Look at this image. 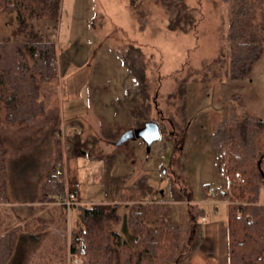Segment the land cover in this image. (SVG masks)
I'll return each instance as SVG.
<instances>
[{"label":"rangeland","instance_id":"rangeland-1","mask_svg":"<svg viewBox=\"0 0 264 264\" xmlns=\"http://www.w3.org/2000/svg\"><path fill=\"white\" fill-rule=\"evenodd\" d=\"M246 1L253 6V19H259L264 0ZM184 2L196 18L188 31L171 30L168 15L156 0H90L91 31L79 36L85 43L69 44L62 36L55 37L56 55L62 63L56 64L57 76L42 88L44 115L32 124L8 125L0 113V139L6 148L5 205L15 198L35 197L38 185H42L39 181L44 173L46 179L53 165L57 136L63 159L55 164L53 174L58 166L66 165L65 188L66 184H79L82 206L118 204L123 218L133 203L161 201L169 206L172 219L180 223L181 240H189L190 246L197 243L195 252L205 219L197 211L202 208L209 218L213 215L212 206L204 202V191L213 188L212 202H217L224 182L223 174L216 170L211 134L229 114L233 83L227 77L204 81L201 73L189 75L183 109L170 94L180 79L211 62L219 46L228 43L233 1ZM87 8V0H60L58 18L42 17L40 21L54 22L56 30L61 22L62 34L71 16L74 22L79 21ZM4 22L1 17L0 28ZM128 45L140 47L147 59V80L156 107L151 114L162 117L164 124L165 132L149 149L143 139L128 137L138 125L129 102L123 100L124 85L130 78L120 52ZM251 77L253 84L243 83L242 103L247 111L264 119V59L258 61ZM104 130L109 139H103ZM96 137L99 141L95 144ZM259 202L264 204V190ZM55 204L57 219L49 226L40 225L38 233L44 240L32 250L27 264H68L70 235L79 209L77 205L67 209ZM217 208L214 217L223 223L225 205L217 202ZM3 214L5 225L15 224ZM193 214L196 221L192 230L189 216ZM35 219L28 221L29 228L37 229L41 221ZM115 229L123 233L121 223Z\"/></svg>","mask_w":264,"mask_h":264},{"label":"trees","instance_id":"trees-1","mask_svg":"<svg viewBox=\"0 0 264 264\" xmlns=\"http://www.w3.org/2000/svg\"><path fill=\"white\" fill-rule=\"evenodd\" d=\"M34 1L0 0V18L5 19L8 29L0 30V113L8 125L32 124L44 115L42 88L58 73L57 65L52 63L56 59L55 43L43 41L31 19L35 15L57 19L60 0H39L37 7ZM156 1L166 11L171 30L188 31L195 25V15L184 0ZM232 1L228 43L219 46L211 62H204L199 70L180 79L170 95L177 97L179 109H183L185 83L191 74L201 73L204 81L215 76L227 77L233 83L229 114L211 134L216 170L224 176L217 197L228 203V264H264V204L259 202L264 190V119L247 111L242 103L243 83H250L258 61L264 58V7L259 9L260 18L254 20L253 6L248 1ZM120 56L130 78L124 85L123 100L129 102L138 122L136 128L153 120L164 133L162 117L154 118L151 114L156 107L151 99L143 51L128 45ZM102 134L103 139L108 138L106 130ZM60 141L54 136L53 165L40 188L48 202L65 192L63 177L53 174L55 164L63 159ZM98 141L97 137L93 140L95 144ZM5 157L6 148L0 139V205L8 200ZM208 190L204 191L205 198ZM77 206L78 219L71 231L69 254L77 257L80 264H191L197 243L190 246L189 240H181V225L172 219L167 204L133 203L123 218L118 214V204ZM200 212L198 209L197 214ZM189 218L193 230L196 214ZM119 223L123 233L115 229ZM18 232L19 226L5 225L0 207V264H14ZM126 233L129 236L124 237Z\"/></svg>","mask_w":264,"mask_h":264},{"label":"crops","instance_id":"crops-1","mask_svg":"<svg viewBox=\"0 0 264 264\" xmlns=\"http://www.w3.org/2000/svg\"><path fill=\"white\" fill-rule=\"evenodd\" d=\"M64 2V0H63ZM39 0L34 1V5L37 7ZM87 12L81 20L74 22V16H71V20L68 21L64 25V29L61 34V22L59 24V29L56 30L55 23L44 22L42 23L40 20L42 17L32 18V25L35 31L38 32L39 36L43 41L54 42L55 37L64 39L67 43H85V39H81L86 33L91 31L92 19H91V11H90V0H87ZM37 20V22H33V20ZM56 20V19H54ZM14 25V23L12 24ZM3 32L7 30L5 23L2 24L1 29ZM79 36L81 38H79ZM81 39V40H80ZM58 55H56L57 58ZM264 59V58H262ZM62 63V58H57V65ZM58 70V68H57ZM254 76V75H253ZM254 83V77H251L250 84ZM134 129V128H132ZM109 131V130H108ZM114 136V132H112ZM107 136L109 139V132H107ZM90 150V148L88 149ZM45 175V173H44ZM44 175L42 179L39 181V184L43 183ZM39 185L35 192V197L33 198H19L12 199L11 203L8 205H3V213L7 219L15 223L14 225L19 226V232L17 234V240L14 245V253L13 259L14 264H27L29 258H32V250H37L40 247L42 240L39 230H41L40 225L46 224L49 226L54 222L56 218L55 216V207L53 203H50L42 197L41 193L39 195ZM210 194V193H209ZM39 195V197H38ZM213 195H208L206 197V202L208 205H211L213 208V215L209 218V215L205 213V210L201 209L202 215L205 218L202 220L204 222V233L202 238L200 239V243L198 248L192 254L190 258L191 264H228V223H227V201L225 199H217L216 201L220 204L225 205V219L224 222L221 223L214 217L218 212L217 202H212ZM159 201V200H158ZM57 205V204H55ZM60 207V206H59ZM32 210V211H31ZM32 212H36L35 215H31ZM202 217V216H201ZM32 218H36L37 222L41 223L37 225V229L35 227L29 228L28 221ZM39 226V227H38ZM40 236L37 238H32L31 236ZM21 239L26 240L25 242L21 241ZM34 254V253H33Z\"/></svg>","mask_w":264,"mask_h":264},{"label":"built area","instance_id":"built-area-1","mask_svg":"<svg viewBox=\"0 0 264 264\" xmlns=\"http://www.w3.org/2000/svg\"><path fill=\"white\" fill-rule=\"evenodd\" d=\"M52 63L57 64V58L54 59ZM54 175L64 177L65 182H67L66 165L58 166L54 171ZM65 190L66 191L64 192V194L57 196L55 200L56 204L61 205L67 209L81 204L79 200V184L77 182H74L72 184V187H68L66 184ZM209 193L213 195L214 189L209 188ZM68 264H80V260L77 257L69 254Z\"/></svg>","mask_w":264,"mask_h":264},{"label":"water","instance_id":"water-1","mask_svg":"<svg viewBox=\"0 0 264 264\" xmlns=\"http://www.w3.org/2000/svg\"><path fill=\"white\" fill-rule=\"evenodd\" d=\"M129 138H141L145 141L147 149L153 142L161 137L160 126L156 121L148 120L142 127L131 129L128 133Z\"/></svg>","mask_w":264,"mask_h":264}]
</instances>
